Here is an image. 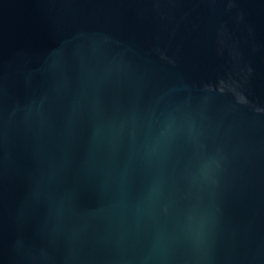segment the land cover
Instances as JSON below:
<instances>
[{"label": "water", "instance_id": "95a60500", "mask_svg": "<svg viewBox=\"0 0 264 264\" xmlns=\"http://www.w3.org/2000/svg\"><path fill=\"white\" fill-rule=\"evenodd\" d=\"M0 264H264V0H0Z\"/></svg>", "mask_w": 264, "mask_h": 264}]
</instances>
